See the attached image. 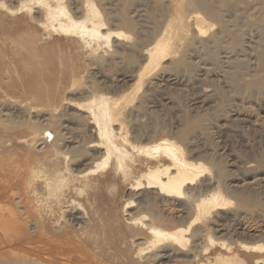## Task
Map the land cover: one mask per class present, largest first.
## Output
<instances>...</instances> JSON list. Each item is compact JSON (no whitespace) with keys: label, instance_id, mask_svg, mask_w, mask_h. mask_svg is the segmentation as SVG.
<instances>
[{"label":"rangeland","instance_id":"rangeland-1","mask_svg":"<svg viewBox=\"0 0 264 264\" xmlns=\"http://www.w3.org/2000/svg\"><path fill=\"white\" fill-rule=\"evenodd\" d=\"M87 1L100 9L109 29L121 30L128 37L113 40L111 47L88 46L76 37L46 31L41 24L45 10L34 1L0 0L1 182L22 187L21 171L29 172L43 162L44 171L59 166L66 172L72 154L97 139L96 132L89 131L93 126L88 125L86 105L101 95L108 96L120 104L118 120L113 123L117 132L122 127L116 141L129 157H135L128 160V175L111 165L91 175L87 185L77 184L85 186L84 195L96 191V198L68 192L81 200L95 220L87 233H83L86 229L79 232L88 240V252L94 259L101 264H122L124 251H131L130 260L140 259L135 256V242L142 239H136V233L133 237L130 232V238L124 233L127 212L155 215L167 230L185 224L186 219L178 217L181 201L172 203L153 196L156 202L150 207L126 208L130 200L138 202L130 187L145 170L146 159L133 146L167 137L208 165L212 171L205 179L212 180L213 190H221L231 201L225 210L194 225L204 231L197 258L185 250L177 255L178 261L167 264H218L217 249L209 237L233 242L239 255L237 264H264V258L256 263L259 255L239 247L241 243L264 244V0H232L226 7L216 2L220 14L216 20L196 11L206 27L202 35L193 29L195 19L187 14L195 7H187V0L64 3L72 9L82 8ZM21 2L32 9L21 8ZM181 7H187L182 24ZM160 38L169 43L165 56L139 78L147 63L144 50ZM115 48L118 54H113ZM57 134L60 141L55 145ZM64 137L70 142H63ZM56 146L68 154L56 157ZM40 183L35 182L32 189ZM44 195L38 196L42 212L55 207L60 225L69 208L57 206L53 198ZM28 197H33L30 204L36 205L33 194ZM192 215L196 217L195 211ZM222 219L230 231L239 227V234L221 236L225 232L216 230L214 224ZM81 251L76 250V256ZM152 262L148 264H156Z\"/></svg>","mask_w":264,"mask_h":264},{"label":"bare ground","instance_id":"bare-ground-1","mask_svg":"<svg viewBox=\"0 0 264 264\" xmlns=\"http://www.w3.org/2000/svg\"><path fill=\"white\" fill-rule=\"evenodd\" d=\"M29 1H34L36 6L44 8L45 17L41 24L48 32L52 31L76 37L88 46L106 44L111 47L113 40H122L128 37L121 30H111L107 27L102 12L93 1H87L82 8H76L75 6L72 9L65 5L64 0ZM216 2L225 5V7L232 4V0L186 1V4L188 3L187 7L190 5L195 7H193L195 10L187 15L190 19H195L193 29L198 34L205 33L206 27L202 25L203 19L196 11L206 12V16L209 14L214 20L220 19ZM20 5L21 8L29 6L27 2H21ZM187 7H181L180 9L182 11L180 13V24L187 16ZM26 8L32 9V7ZM73 9L75 10L73 11ZM128 23H130V26L132 25L131 21ZM168 44L160 38L144 50L147 63L143 65L139 78L142 77L143 72L149 65L159 62L165 56ZM115 53H119L116 48L113 51V54ZM118 104L119 102L117 103L108 96L101 95L97 100L93 99L89 105H86L89 109L88 125L93 126V128H89V131L96 132L97 139L89 140L72 154L71 167H66V172L62 171L59 166L51 172L44 171L41 168V165H45V162H43V164L39 163L30 170L24 168L29 172L20 170L24 180L22 187L13 184L6 186L7 184L4 185L5 183L3 184L0 180V264H101L94 259V254L88 252V240L85 241L80 236L81 233L79 234L83 229H86L83 233H87L89 225L90 229L93 228L91 223H95V220L90 217L89 211H87L81 200L70 197L68 192H74L79 197L86 196L87 199H90L91 196H97L96 191H93L90 195H84L83 188L85 186L79 188L77 184L84 182L87 185L91 181L89 178L91 175H95L98 171L109 168L111 165H114L113 167L117 171L128 175V160L130 158V162L133 161L135 156L130 154L129 157L128 151L121 148L116 141V133L120 134L122 129L120 127L117 132L113 128V123L119 117ZM55 138L52 141L57 145L58 140L60 141L59 135L57 134ZM62 140L63 142H70L65 137ZM56 148L54 153L56 157L67 155L69 152L62 151V148L58 146ZM133 149L138 155L145 157V170L136 177L130 187L132 197H137L138 202L135 203L130 200L126 208L134 206L150 207L156 202L153 199L154 197H160L172 203L181 201L178 217L186 219V221L185 224L178 225L174 230H167L161 226L162 223L159 224L156 221L154 213V216L149 217L146 214L140 216L135 212H127V226H125L128 228L127 231L124 232L123 230V232L126 237L128 233V238H130V232L134 233L133 237L136 233V239L142 240L134 241L138 247L135 256L137 255L136 258L139 257L140 259L136 262L132 261L133 259L130 260L131 254L128 255L131 251L129 250V253L124 251L125 260L122 264H148L152 261L156 264H167V262L178 261L177 255L185 250L195 253L193 258H197L202 251L198 244L203 239L204 231H200V227L198 229L194 225L199 223L197 221L201 218H209L213 213L225 210L231 203L230 199L221 190H213L212 180L205 179L207 173L212 171L210 167L198 160L199 158L189 156L185 147L176 141L163 137L152 144L134 145ZM77 167L83 168L77 169ZM216 169L218 170V168ZM221 173L222 170H220ZM38 181H41L40 185L38 184L37 187L35 186L32 189L35 182ZM31 193L35 198L33 200L38 202V204L36 202V205L32 203L33 206L30 204L33 197H28ZM40 194H47L55 200L57 206H62L61 208H69L67 216L60 225V222L55 219V211L57 210L55 207L50 208L47 213L42 212V206L40 205L42 199L38 198ZM193 211L196 213L195 218L192 215ZM162 215L164 217V214ZM224 220H219L214 224L216 230L225 232L221 236L225 237V235L230 234L234 237L239 234L237 232L239 227L230 231L223 222ZM52 222H54V227L51 225ZM122 236L125 237L124 234ZM231 236L229 237L232 238ZM73 241L78 242V244ZM209 241L212 243L213 248L217 249L218 264H237L236 256L239 257V255L234 250L236 246L233 242H227L226 240L216 242L212 237H209ZM239 247H244L248 252L253 253V256L259 255L255 260L256 263L263 262L264 244L246 246V244L241 243ZM76 250L81 251L80 255L76 256ZM147 254L149 256H145Z\"/></svg>","mask_w":264,"mask_h":264}]
</instances>
